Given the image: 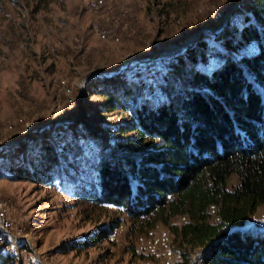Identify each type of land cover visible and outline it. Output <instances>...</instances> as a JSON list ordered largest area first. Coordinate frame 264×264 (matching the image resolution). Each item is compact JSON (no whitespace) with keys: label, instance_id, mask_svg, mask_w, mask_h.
<instances>
[{"label":"trees","instance_id":"16d2710c","mask_svg":"<svg viewBox=\"0 0 264 264\" xmlns=\"http://www.w3.org/2000/svg\"><path fill=\"white\" fill-rule=\"evenodd\" d=\"M171 62L155 87L130 80L132 68L95 77V110L120 116L115 137L78 120L82 130L64 129L59 145L45 139L10 167L20 179L65 183L88 218L112 213L84 243L108 237L119 213L136 231L168 224L176 264H264V230L247 225L264 206V0H244L222 31ZM178 215L187 219L171 223ZM11 261L2 247L0 264Z\"/></svg>","mask_w":264,"mask_h":264},{"label":"rangeland","instance_id":"374dc122","mask_svg":"<svg viewBox=\"0 0 264 264\" xmlns=\"http://www.w3.org/2000/svg\"><path fill=\"white\" fill-rule=\"evenodd\" d=\"M34 1L0 0V146L24 140L0 147V215L17 236L0 226V249L12 256L9 264H176L180 255L168 224L136 231L129 217L114 213L120 225L108 237L84 243L112 213L88 218L65 183L17 178L10 164L35 154L45 139L58 144L64 129L82 130L78 120L92 129L99 121L115 137L120 116L95 110L101 99L89 90L98 87L95 77L129 65L130 80L155 87L171 61L198 41L179 54L163 51L200 30V38L222 31L244 0ZM85 145L95 146L92 139ZM236 181L234 175L230 184ZM186 219L178 215L170 222ZM247 223L264 227V206Z\"/></svg>","mask_w":264,"mask_h":264},{"label":"water","instance_id":"95a60500","mask_svg":"<svg viewBox=\"0 0 264 264\" xmlns=\"http://www.w3.org/2000/svg\"><path fill=\"white\" fill-rule=\"evenodd\" d=\"M232 13V10L229 11V13L227 14L226 18H225V21L226 22L229 18V15ZM201 32L202 30H200L199 32H197L194 37L190 40V42H188L186 44V46H184V48L180 49L179 51H177V54L181 53L182 50L184 49H187L188 47H190L191 45H193L194 43H196L198 41V39L200 38V35H201ZM129 68V65H126L124 66L123 68H121L118 72L116 73H112V74H107V73H100L98 75H101L102 77H106V78H109V77H113L115 75H118V74H121L123 73L126 69ZM96 74V73H93V75ZM24 140H10L9 142L5 143L4 145H1L0 147L2 146H10V145H14L16 143H23ZM258 227H251V229H256ZM236 229H242V230H248V228H246L245 226H234L231 231L233 230H236ZM261 230H264V228H260ZM17 237V236H16Z\"/></svg>","mask_w":264,"mask_h":264},{"label":"bare ground","instance_id":"6f19581e","mask_svg":"<svg viewBox=\"0 0 264 264\" xmlns=\"http://www.w3.org/2000/svg\"><path fill=\"white\" fill-rule=\"evenodd\" d=\"M194 37L191 36V37H188L185 41L179 43V44H175V45H172L170 46L169 48H167L165 51L162 52L163 55H167V54H170L172 52H175V51H179L180 49L184 48V46H186V44L188 42H190V40ZM130 58V57H129ZM133 58H131L130 60H132ZM129 60V61H130ZM133 61V60H132Z\"/></svg>","mask_w":264,"mask_h":264},{"label":"built area","instance_id":"2783aa9c","mask_svg":"<svg viewBox=\"0 0 264 264\" xmlns=\"http://www.w3.org/2000/svg\"><path fill=\"white\" fill-rule=\"evenodd\" d=\"M92 1H93V2H96V3H102L103 0H92ZM0 222H1L0 226H1L2 231H4V232H8V233H10L11 235H13L14 237H16V235L13 234V233L9 230V228L6 226L5 221H4V218L2 217V215H0ZM6 223H7V222H6Z\"/></svg>","mask_w":264,"mask_h":264}]
</instances>
